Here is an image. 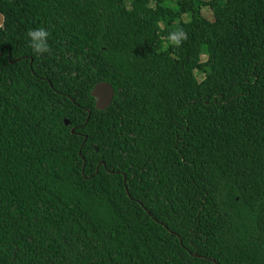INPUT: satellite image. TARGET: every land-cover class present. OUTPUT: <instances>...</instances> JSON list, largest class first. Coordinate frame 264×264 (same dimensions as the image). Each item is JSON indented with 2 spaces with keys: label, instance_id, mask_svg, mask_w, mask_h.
Wrapping results in <instances>:
<instances>
[{
  "label": "trees",
  "instance_id": "16d2710c",
  "mask_svg": "<svg viewBox=\"0 0 264 264\" xmlns=\"http://www.w3.org/2000/svg\"><path fill=\"white\" fill-rule=\"evenodd\" d=\"M0 12V264H264V0Z\"/></svg>",
  "mask_w": 264,
  "mask_h": 264
},
{
  "label": "clouds",
  "instance_id": "9594fccd",
  "mask_svg": "<svg viewBox=\"0 0 264 264\" xmlns=\"http://www.w3.org/2000/svg\"><path fill=\"white\" fill-rule=\"evenodd\" d=\"M28 47L31 49L34 55H44L51 51L49 45L50 32L41 27L37 29L29 30L26 34ZM181 38H186L183 33H174L169 39L174 44H179Z\"/></svg>",
  "mask_w": 264,
  "mask_h": 264
},
{
  "label": "water",
  "instance_id": "95a60500",
  "mask_svg": "<svg viewBox=\"0 0 264 264\" xmlns=\"http://www.w3.org/2000/svg\"><path fill=\"white\" fill-rule=\"evenodd\" d=\"M6 18L0 12V29H2L5 25ZM92 96L96 100V108L99 111L107 110L113 103L115 98V90L114 87L107 82L98 83L92 91ZM67 126L70 125L68 120L65 121ZM72 133H75V129H73Z\"/></svg>",
  "mask_w": 264,
  "mask_h": 264
},
{
  "label": "rangeland",
  "instance_id": "374dc122",
  "mask_svg": "<svg viewBox=\"0 0 264 264\" xmlns=\"http://www.w3.org/2000/svg\"><path fill=\"white\" fill-rule=\"evenodd\" d=\"M208 1V0H206ZM223 2L225 3L226 0H223ZM203 15L209 19L210 21H213L214 20V17H213V13L211 12V10L209 8H203ZM206 56L203 57V60H206ZM197 77L200 81H202L204 79V75H202L201 73H197Z\"/></svg>",
  "mask_w": 264,
  "mask_h": 264
}]
</instances>
